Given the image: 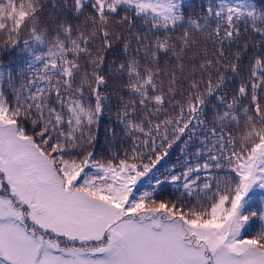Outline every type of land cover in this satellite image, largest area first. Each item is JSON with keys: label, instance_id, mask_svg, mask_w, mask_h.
<instances>
[{"label": "snow or ice", "instance_id": "6c2138e0", "mask_svg": "<svg viewBox=\"0 0 264 264\" xmlns=\"http://www.w3.org/2000/svg\"><path fill=\"white\" fill-rule=\"evenodd\" d=\"M0 54V264H264V0H0Z\"/></svg>", "mask_w": 264, "mask_h": 264}, {"label": "trees", "instance_id": "16d2710c", "mask_svg": "<svg viewBox=\"0 0 264 264\" xmlns=\"http://www.w3.org/2000/svg\"><path fill=\"white\" fill-rule=\"evenodd\" d=\"M45 15H47V13H45ZM43 19V17H42ZM73 23H78V21H72ZM178 34V33H177ZM0 62H2L3 64H10V63H15L16 64V71L18 72L19 68L21 67H26V65L24 64L23 60H16L15 55L9 54V55H3L0 54ZM17 87L19 86V84L16 85ZM5 89L7 90V85H5ZM207 119L209 120V122H211L212 120V116L209 115L207 117ZM103 122H102V126L98 132V135L100 137V141L101 144L97 146V153L99 154H103L104 156H107L109 153L105 152L103 150V145H104V136H103V131L104 128L107 126H110L111 123L114 122L115 120V113L113 112L111 114V116H109L108 114H106L103 118H102ZM129 146V142H125L123 144V147H128ZM184 157L181 155L180 151L178 148H174V150L172 151L171 155L169 157H167L165 159V161L162 162V165L159 166L158 171L156 172V175H160V173L164 172L166 168L171 167V165L175 164L177 169L179 170L180 168V164L183 162ZM162 178V177H161ZM151 187V185H149L147 183V181H145L142 185L139 186L140 192H143L145 189H149ZM178 195V192L176 190V186L172 185V184H164L163 187L158 191L157 193V197L161 198V199H174L175 196ZM260 204V198L257 196L254 198V204H253V208H258ZM261 228V222L258 218H253L252 222L250 223V225L247 227L246 231L247 234L249 235H254L257 231H259Z\"/></svg>", "mask_w": 264, "mask_h": 264}, {"label": "rangeland", "instance_id": "374dc122", "mask_svg": "<svg viewBox=\"0 0 264 264\" xmlns=\"http://www.w3.org/2000/svg\"><path fill=\"white\" fill-rule=\"evenodd\" d=\"M261 195H264V191L257 190L256 195L254 196V198L257 197V196L260 198Z\"/></svg>", "mask_w": 264, "mask_h": 264}]
</instances>
